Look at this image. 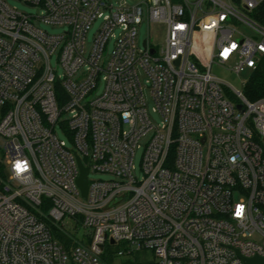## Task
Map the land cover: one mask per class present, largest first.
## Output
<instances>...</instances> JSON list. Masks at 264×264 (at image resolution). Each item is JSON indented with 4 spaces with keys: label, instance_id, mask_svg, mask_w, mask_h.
<instances>
[{
    "label": "built area",
    "instance_id": "built-area-1",
    "mask_svg": "<svg viewBox=\"0 0 264 264\" xmlns=\"http://www.w3.org/2000/svg\"><path fill=\"white\" fill-rule=\"evenodd\" d=\"M20 1L37 12L0 0V264L264 258V97L212 72L264 60V0Z\"/></svg>",
    "mask_w": 264,
    "mask_h": 264
},
{
    "label": "rangeland",
    "instance_id": "rangeland-1",
    "mask_svg": "<svg viewBox=\"0 0 264 264\" xmlns=\"http://www.w3.org/2000/svg\"><path fill=\"white\" fill-rule=\"evenodd\" d=\"M115 3V6L119 4L122 0H112ZM130 3H137L143 0H127ZM8 2L12 5L17 7L19 10L26 11V12H33L36 13V7L30 6L26 4L25 2H22L20 0H8ZM102 25V19H97L91 26L90 30L88 31L87 34V45L88 47L91 46L93 43V39L95 37V34L97 33L98 28ZM42 26H46L45 28L48 29L50 33L57 34L61 33L65 30V25H45L43 24ZM158 29L159 28L157 25L154 24H148L147 20H145L140 26H139V42L142 44L143 40L147 37H150L151 40L157 39V42L161 41V38L159 35L158 37ZM120 30L116 31V34H119ZM114 46V40H112L110 44V50L113 49ZM53 63L55 62L54 59L52 61ZM62 70H60L61 72ZM213 74L217 75L220 80L223 82V87H224V92L227 93L228 89H232L233 87L236 90H240L244 92L245 85L248 81V78L250 77V71L248 69L243 70L241 73L237 74L234 71L225 68L221 65H214L212 68ZM149 94V93H147ZM228 95V93H227ZM148 104H149V112L151 114L152 120L155 124H158L161 122V117L159 114L153 112V107L154 103L151 100L150 96L148 95ZM59 137L62 140H65L66 143L68 144L69 147H72V143L69 139V137L64 133L62 129L57 130ZM146 144V138H143L140 140V146L136 149L135 156H134V167H135V174L141 179L143 176V173L141 171V163H142V157L144 153V148ZM111 176L103 173H97L94 172L90 175V179H110Z\"/></svg>",
    "mask_w": 264,
    "mask_h": 264
},
{
    "label": "trees",
    "instance_id": "trees-1",
    "mask_svg": "<svg viewBox=\"0 0 264 264\" xmlns=\"http://www.w3.org/2000/svg\"><path fill=\"white\" fill-rule=\"evenodd\" d=\"M244 94L249 100L264 97V60L253 69L245 85ZM172 158V153H171Z\"/></svg>",
    "mask_w": 264,
    "mask_h": 264
},
{
    "label": "water",
    "instance_id": "water-1",
    "mask_svg": "<svg viewBox=\"0 0 264 264\" xmlns=\"http://www.w3.org/2000/svg\"><path fill=\"white\" fill-rule=\"evenodd\" d=\"M238 108L243 110L242 105H238ZM80 166V177L78 179V185L81 189L82 195L86 197L88 190V175H89V166H84L81 160L78 158ZM245 264H264V258L253 257L245 260Z\"/></svg>",
    "mask_w": 264,
    "mask_h": 264
},
{
    "label": "snow or ice",
    "instance_id": "snow-or-ice-1",
    "mask_svg": "<svg viewBox=\"0 0 264 264\" xmlns=\"http://www.w3.org/2000/svg\"><path fill=\"white\" fill-rule=\"evenodd\" d=\"M17 167H19V165H17ZM237 214H239V212Z\"/></svg>",
    "mask_w": 264,
    "mask_h": 264
}]
</instances>
